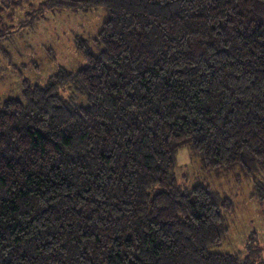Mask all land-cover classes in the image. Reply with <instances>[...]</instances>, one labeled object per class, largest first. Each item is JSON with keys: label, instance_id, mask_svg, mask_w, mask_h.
Returning a JSON list of instances; mask_svg holds the SVG:
<instances>
[{"label": "trees", "instance_id": "16d2710c", "mask_svg": "<svg viewBox=\"0 0 264 264\" xmlns=\"http://www.w3.org/2000/svg\"><path fill=\"white\" fill-rule=\"evenodd\" d=\"M5 1L1 40L26 3L31 22L108 19L76 38L84 66L45 85L17 69L0 103V264H260L211 251L235 203L180 183L177 155L238 172L264 206V0Z\"/></svg>", "mask_w": 264, "mask_h": 264}, {"label": "rangeland", "instance_id": "374dc122", "mask_svg": "<svg viewBox=\"0 0 264 264\" xmlns=\"http://www.w3.org/2000/svg\"><path fill=\"white\" fill-rule=\"evenodd\" d=\"M40 1L43 0H32L31 3L38 8ZM0 7L5 8L7 14L15 13L11 12L9 1L0 0ZM17 11V23L10 29V36L0 39V103L20 95L22 85L17 69L33 84L45 85L61 67L76 71L84 66L85 61L76 48V38L91 40L108 19V14L102 9L80 12L51 9L31 22L27 20L33 12L29 4H23ZM62 94L66 97L71 95L70 91ZM177 161L179 181L184 186L210 187L235 203V211L228 215L229 233L211 251L258 257L262 264L264 206L252 198L254 182L240 179L238 172L216 174L205 170L200 159L186 147L179 151ZM259 180L264 184V173Z\"/></svg>", "mask_w": 264, "mask_h": 264}]
</instances>
